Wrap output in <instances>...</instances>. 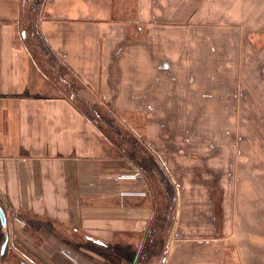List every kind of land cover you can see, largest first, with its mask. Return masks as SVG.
<instances>
[{
  "label": "crops",
  "instance_id": "crops-1",
  "mask_svg": "<svg viewBox=\"0 0 264 264\" xmlns=\"http://www.w3.org/2000/svg\"><path fill=\"white\" fill-rule=\"evenodd\" d=\"M26 4L0 0V264H137L154 225L164 248L146 264H264L255 118L253 167L226 163L230 121L264 117V0H41L29 26ZM95 104L142 125L146 185L119 178L138 166L93 129Z\"/></svg>",
  "mask_w": 264,
  "mask_h": 264
},
{
  "label": "rangeland",
  "instance_id": "rangeland-1",
  "mask_svg": "<svg viewBox=\"0 0 264 264\" xmlns=\"http://www.w3.org/2000/svg\"><path fill=\"white\" fill-rule=\"evenodd\" d=\"M35 2L40 3L41 0H26L27 4H26L25 15L28 17V19H27V21H28L27 25L28 26H29V23H32V20H31L32 19V13L34 12V11H32V9L38 8V7H36ZM127 10L129 12L132 10L130 5H128ZM134 24H135V26H137L138 21H135ZM70 26H72V25H70ZM75 33H76V30H75ZM73 34H74L73 32H70V35H73ZM37 38H38L37 41H39V42H35L34 46L32 47L33 51L36 52V54L38 55L37 58H39V59L51 58L49 56V52H48L47 56L45 55V53L47 52V44H46L45 40L43 39L44 35L41 32H39V35L37 36ZM28 43H30V42H28ZM54 59H60L59 55L55 54ZM247 82H250V81L248 80ZM252 85L253 84L251 83V86ZM249 102L250 101L248 99L247 103H249ZM85 108H87V107H85ZM87 109L91 110V111H89L90 118H93V120L96 123L100 124L98 126L97 124L91 123L93 129H95V130L97 129L100 131V127H101L103 132L105 134H108L109 138L116 142V145L120 149L119 151H124L129 156L136 153L135 159H137L136 158L137 155H138V158L140 155L144 156V157H148V158L153 157V155H154L152 153L153 150L151 151L149 144H147L145 142L144 143L141 142L135 136V135H137V136L141 137L143 135V132L141 129L142 125L141 126L139 125L138 128L137 127L135 128L139 131V133H133V132L131 133L130 132L131 130L129 128H125L123 126L116 125V123H118L119 125H123V124H121L122 123L121 121L122 120H124V121L131 120L129 117L123 116L122 114H120L118 112L111 111L108 107H104L103 105H100V104H97V105L95 104L94 106H92V108H87ZM234 114L235 113H233L231 115H234ZM130 116L132 117V120L135 119L136 122H138L139 124L141 123L140 122L141 118H140L139 114H135V115L131 114ZM205 116L210 117L211 114L206 113ZM254 118L256 121L255 125H256L257 129L259 131L262 130L263 135H264V128L261 127V124L264 123V117L259 116V114L257 112L245 111V112L241 113V118H240L238 123H237V118H235V123L230 121V123H231L230 129H232V131H234L237 135V138L235 139L236 145L234 146L235 151L233 149V145H231V147L229 148V159L230 160H228L226 162L227 165H228V163L230 164L228 168H230L231 170H232V167H235V168L236 167H238V168L239 167H253V160L249 159V157H251L249 154L253 152L254 148L252 147V145H248V144L241 145L242 143L240 144V142L244 139L242 137H240V135H243L244 130H246L249 135L251 134L250 138H253L252 135L254 134ZM257 129H255V130H257ZM200 131H202V133L205 132V135L207 134L205 129H200L199 133L197 132V136L199 138H201L200 137ZM201 136H203V135H201ZM228 137H229V140H233V135H229ZM244 138L248 139L245 134H244ZM242 149H243V153L241 154L240 151ZM136 150H139L140 154H138L136 152ZM244 151H245L246 155L244 154ZM141 152L144 154L142 155ZM135 168L142 170V168H140V167H134L133 170H135ZM142 172H144V170H142ZM144 173H145V175L147 174L146 172H144ZM246 178L252 180L253 177H252V175H249V173H248L246 175ZM153 182H154L156 187L158 186V184L160 185L159 187H161V184L157 181V177L154 178ZM157 182H158V184H157ZM166 193H168L167 186H166ZM166 199L168 200V197ZM160 226H162V225H160ZM170 226H171V224L167 225L166 232H165V234H163L166 237V239L168 238V231H169ZM154 227H152V228H154V232L152 234L158 236L159 227L157 225H154ZM163 227H165V226H163ZM160 230H162V232H163V229H160ZM154 238H155V236H154Z\"/></svg>",
  "mask_w": 264,
  "mask_h": 264
},
{
  "label": "trees",
  "instance_id": "trees-1",
  "mask_svg": "<svg viewBox=\"0 0 264 264\" xmlns=\"http://www.w3.org/2000/svg\"><path fill=\"white\" fill-rule=\"evenodd\" d=\"M35 3L34 4L36 5V7H39L40 3H37V2H35ZM136 152L138 154H140L139 150H136ZM135 154L136 153L130 155L129 157H130L131 161L136 166L138 165V167H140L144 170H150L151 172H156L159 170V164L155 160L154 156L148 158V157H144V156L140 155L138 158V155H137L136 156L137 159H135ZM141 154L143 155L142 152H141ZM159 176H160V179L163 180L164 183H166V185H167L168 197L170 199H172V198L174 199V195L171 192V188L166 182V180L168 178H165V176H162V175H159ZM154 228L151 227L149 232L146 234L145 242H144L142 250L140 252V256L138 258L137 264H146L152 258V256L159 254L164 248L162 239L159 238L157 235L152 234L154 232ZM154 236H155V238H154ZM0 247H1V244H0Z\"/></svg>",
  "mask_w": 264,
  "mask_h": 264
},
{
  "label": "built area",
  "instance_id": "built-area-1",
  "mask_svg": "<svg viewBox=\"0 0 264 264\" xmlns=\"http://www.w3.org/2000/svg\"><path fill=\"white\" fill-rule=\"evenodd\" d=\"M119 178H130V179L136 180L138 183H141L142 185H144V184L146 185L147 184L146 175L144 174V172H142V170H140L138 168H135V170L130 171V172L120 173ZM119 189L121 190V192L123 194H126V193L128 194V193L135 192V191H131V190H134V189L128 190V189H123V187H121ZM136 192H139L140 194H143V195H146V193H147L144 189L136 191ZM61 252L63 254H65L67 257H69L71 260H73L74 262L79 263V259L76 256H74L71 252H69L67 249H62ZM167 261H168V256L167 255H163L161 257V264H166Z\"/></svg>",
  "mask_w": 264,
  "mask_h": 264
},
{
  "label": "water",
  "instance_id": "water-1",
  "mask_svg": "<svg viewBox=\"0 0 264 264\" xmlns=\"http://www.w3.org/2000/svg\"><path fill=\"white\" fill-rule=\"evenodd\" d=\"M0 221L3 225L7 224V216H6V212L3 209L2 205L0 204ZM8 244V237H6V239L4 240L3 244H2V248H1V253L4 252V250L6 249Z\"/></svg>",
  "mask_w": 264,
  "mask_h": 264
}]
</instances>
